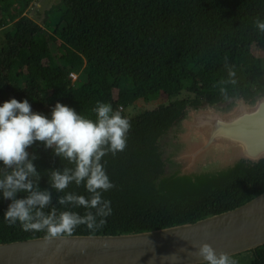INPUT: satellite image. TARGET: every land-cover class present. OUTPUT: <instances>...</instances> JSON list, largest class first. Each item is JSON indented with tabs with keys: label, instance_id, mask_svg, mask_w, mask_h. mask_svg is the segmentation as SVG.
Returning a JSON list of instances; mask_svg holds the SVG:
<instances>
[{
	"label": "trees",
	"instance_id": "16d2710c",
	"mask_svg": "<svg viewBox=\"0 0 264 264\" xmlns=\"http://www.w3.org/2000/svg\"><path fill=\"white\" fill-rule=\"evenodd\" d=\"M33 2L0 0V105L27 99L33 112L51 118L59 102L95 120L93 109L104 102L131 123L125 150L101 160L114 184L102 193L111 214L95 232L80 225L73 234L138 232L196 221L264 191V159L240 161L218 175L194 180L171 175L155 182L164 166L160 136L187 105L264 93V33L254 27L257 18L264 20V0H61L50 9H58V17L52 20L47 12L45 24L26 14ZM70 71L77 73L75 79ZM182 90L194 97L133 117L123 112L136 100L153 101L158 93L171 98ZM27 151L37 157L38 186L52 192V206L83 215L84 208L56 204L64 193L50 189L44 174L72 165L41 142ZM65 192L89 197L83 184L72 183ZM10 203L0 193V242L45 236L22 230L19 222L9 226L3 217ZM249 252L250 264H264V245Z\"/></svg>",
	"mask_w": 264,
	"mask_h": 264
},
{
	"label": "water",
	"instance_id": "95a60500",
	"mask_svg": "<svg viewBox=\"0 0 264 264\" xmlns=\"http://www.w3.org/2000/svg\"><path fill=\"white\" fill-rule=\"evenodd\" d=\"M156 179L218 175L264 159V93L187 105L159 139ZM0 242V264H201L193 245L235 256L264 245V191L196 221L119 234H72ZM185 249V251H181Z\"/></svg>",
	"mask_w": 264,
	"mask_h": 264
},
{
	"label": "clouds",
	"instance_id": "9594fccd",
	"mask_svg": "<svg viewBox=\"0 0 264 264\" xmlns=\"http://www.w3.org/2000/svg\"><path fill=\"white\" fill-rule=\"evenodd\" d=\"M254 27L264 33V20L257 18ZM93 112L95 120L57 102L48 118L33 112L27 99L12 98L0 105V193L11 200L3 217L9 226L19 222L24 231L45 232L44 239L49 241L71 236L80 225L95 232L106 223L104 218L112 209L102 193L114 184L101 160L108 153L115 156L125 150L131 123L109 103L97 102ZM35 142H41L60 160L72 165L46 170L44 174L50 189L64 193L56 204L84 208L83 215L58 210L52 206V192L39 188L42 175L33 163L37 157L27 151ZM72 183L83 184L89 197L65 192ZM18 193H24L25 197L18 199ZM193 248L196 251L189 255L199 258L201 264H236L228 253H217L208 243L194 244Z\"/></svg>",
	"mask_w": 264,
	"mask_h": 264
},
{
	"label": "rangeland",
	"instance_id": "374dc122",
	"mask_svg": "<svg viewBox=\"0 0 264 264\" xmlns=\"http://www.w3.org/2000/svg\"><path fill=\"white\" fill-rule=\"evenodd\" d=\"M61 0H34L33 5L29 8V11H26V14L32 17L34 20L41 24H45L49 17L52 20H55L60 14L58 9L56 11L50 10L52 6L58 4ZM64 10H60L61 12ZM47 12H49V17L47 16ZM3 36V29L0 28V38ZM3 46V43H2ZM47 46V44H46ZM2 48V47H1ZM1 50V49H0ZM187 96L194 97L193 94L188 95L185 90H182L178 95L174 97H167L162 93H158L155 96L153 101H144V100H136L132 104L123 108V112L127 117H133L138 115L140 112L144 110H150L155 108L159 104H167L170 100H175L178 98H186ZM253 258L252 252H244L238 255L233 256V259L237 260L240 264H250Z\"/></svg>",
	"mask_w": 264,
	"mask_h": 264
},
{
	"label": "built area",
	"instance_id": "2783aa9c",
	"mask_svg": "<svg viewBox=\"0 0 264 264\" xmlns=\"http://www.w3.org/2000/svg\"><path fill=\"white\" fill-rule=\"evenodd\" d=\"M70 76L75 79L77 77V73L75 71H70Z\"/></svg>",
	"mask_w": 264,
	"mask_h": 264
}]
</instances>
